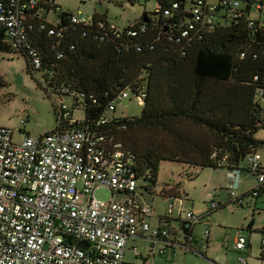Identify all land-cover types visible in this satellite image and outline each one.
<instances>
[{
  "label": "trees",
  "instance_id": "trees-1",
  "mask_svg": "<svg viewBox=\"0 0 264 264\" xmlns=\"http://www.w3.org/2000/svg\"><path fill=\"white\" fill-rule=\"evenodd\" d=\"M172 1L178 9L165 14ZM201 1L196 19L195 0H154V11H144L118 35L110 31L106 13L94 11L88 25L70 24L74 13L64 10L56 11V25L36 15L28 21L29 43L40 59L36 74L27 51L0 41V52L23 56L28 74L41 87L37 78L42 80L47 96L71 97L69 109L83 112L82 119L63 121L59 130L86 128L120 142L148 189L156 186L163 161L239 169L245 157L264 149L256 137L264 127V19L251 16L254 0H240V9L219 3L215 14ZM55 7L54 2L46 10ZM209 16L214 23L206 21ZM54 26L64 30L49 35ZM7 85L0 75V90ZM122 92L127 98L143 95L139 116L114 114ZM254 191L240 194L241 200Z\"/></svg>",
  "mask_w": 264,
  "mask_h": 264
},
{
  "label": "built area",
  "instance_id": "built-area-1",
  "mask_svg": "<svg viewBox=\"0 0 264 264\" xmlns=\"http://www.w3.org/2000/svg\"><path fill=\"white\" fill-rule=\"evenodd\" d=\"M226 1L232 8H243L240 0H207L204 6L215 14L218 4L224 5ZM195 2L192 13L198 19L203 3L201 0ZM53 3L54 0H0V41L8 42L12 49L27 51L32 74L38 73L40 59L29 43L31 25L28 21L43 13L56 25V11L62 9L58 6L47 11L46 6ZM177 9L178 3L172 1L164 13L170 14ZM50 13L54 14L53 18ZM251 16L264 19V0H254ZM90 19L74 13L70 16V24L88 25ZM206 21L212 24L214 17L209 16ZM109 29L114 35L120 30L114 24ZM63 30L54 26L48 34L59 35ZM37 79L45 87L42 80ZM63 90L68 92V88ZM142 96L136 98L141 104ZM127 97V92L117 95L119 101ZM112 106L108 110H112ZM69 108L55 102L57 130L41 136L22 134L16 141L12 129L0 126V264H126L124 256L130 238H146L152 243L162 240L202 256L207 244L202 243L199 251L193 250L194 230L219 210V202L211 200L203 215L191 210L179 212L177 219L182 240L180 243L168 241L170 229L162 225L153 227L145 220L152 209L143 202L141 194L151 195L152 189L145 183L140 185L141 177L134 171L136 163L122 144L86 128L58 129L63 121L74 124L79 120ZM104 122L102 119L96 125ZM261 158L256 152L244 158L246 167L257 180L255 191L250 194L253 198L258 192L259 196L264 195ZM99 188L110 192L109 200L95 197ZM233 188L234 181L230 178L226 188L229 199L232 205L242 206L245 200L243 202ZM171 199L167 213L159 217L161 221L175 218L172 210L177 200ZM208 234L207 229L204 236ZM79 242L85 248L79 247ZM261 244L264 246V236ZM232 247L241 254L239 263L245 264L242 254L248 249V241L240 232L235 235ZM133 252L137 254L135 249ZM158 253L163 254L164 250L161 248Z\"/></svg>",
  "mask_w": 264,
  "mask_h": 264
},
{
  "label": "rangeland",
  "instance_id": "rangeland-1",
  "mask_svg": "<svg viewBox=\"0 0 264 264\" xmlns=\"http://www.w3.org/2000/svg\"><path fill=\"white\" fill-rule=\"evenodd\" d=\"M54 2L62 10L75 13V15L86 19H89L94 11L101 14L106 13L108 21L119 28H125L133 23L144 11H154L156 9L154 0H133L132 2L129 0H54ZM50 14L53 18L54 14ZM0 75L8 82V85L0 90V126L12 129L15 132L14 140L16 141L21 138L24 132L30 136H41L51 132L56 127L55 102L57 105L64 103L67 107H70L73 103L71 97L47 96L43 88L28 74L25 60L20 54L0 52ZM59 99L63 100L60 101ZM260 104L263 109L261 113L264 124V99L261 100ZM115 107L114 114L119 117L123 115H134L136 117L140 115L142 104L135 97H130L118 101ZM72 115L76 119L83 118V112L80 110H74ZM256 137L264 141V127L256 132ZM259 151L264 154V149ZM242 164L245 163L242 161ZM211 172H214L211 168H195V166L192 167L179 162L163 161L160 163L157 184L153 189L159 192L162 187L167 189L171 188L172 185H178L179 189H184L190 193V197L194 202V211L201 212L205 206L208 207L209 199L207 200L208 196L205 195L207 188L211 187L210 189H212L214 184L219 183L220 174L213 175ZM251 181L252 179L248 178L239 186L242 189H247ZM140 185H144V182L141 181ZM226 186H228V181ZM224 192V190L217 189L216 193L219 196L215 194L214 200L217 201L222 198L221 194H224ZM152 195L155 203H161L164 206L165 200L158 195ZM95 197L101 199V201H107L110 199V192L99 188L95 191ZM151 199L149 197L148 204H150ZM258 206L259 211H256V215H264V195L258 199ZM161 210L163 209L161 208ZM227 216H231L230 212L221 209L209 217V223L216 226L215 223L224 221ZM221 226L224 227L227 233L233 235L235 230H229L224 224H221ZM186 254V257L176 264H203V260L209 264L208 262L213 263L211 260L212 255L223 256L227 263L237 264L229 258L232 253L224 254L220 246L212 240L207 250L206 259L190 253V251H187ZM259 259V257H255L249 264H263ZM215 264L217 263L215 262ZM224 264L226 263L224 262Z\"/></svg>",
  "mask_w": 264,
  "mask_h": 264
},
{
  "label": "crops",
  "instance_id": "crops-1",
  "mask_svg": "<svg viewBox=\"0 0 264 264\" xmlns=\"http://www.w3.org/2000/svg\"><path fill=\"white\" fill-rule=\"evenodd\" d=\"M208 1L211 2V0ZM256 152L262 156L261 162L264 165V154L260 153L259 149ZM239 167L242 169H213L214 172H211L213 175H217L218 173L220 174L219 183L214 184L212 186V189H210L211 187L207 188L205 195L208 196V198L206 199H209L207 203L208 207L205 206V208H203L201 212L194 211V202L190 197V193L184 189H179L178 185H172L170 186L171 188L167 189H164V187H162L159 192L154 189V195H158L161 199L165 200L164 206L161 203H155V200H153V195H148V193L146 192L142 193L141 197L143 199V202L152 209V214L148 217H145V220L153 227L162 225V227L170 229L172 233L170 234L168 241H177L178 243H180L182 238L180 236V222L177 219L179 216V212L191 210L197 215H203L209 209V203L211 202V199L213 198L212 200H214V196L215 194H217V189L224 190V194H221L222 198H219L217 200V202H219L220 204L219 210L225 209L230 212L231 216H227L224 221L215 223L216 226H213L212 223H209V219H205V221H202L199 225H197L193 234V250L199 251L202 243L206 242L207 248L202 253V258L206 259L207 250L212 240L215 244L220 246L224 254L232 253L229 255L230 260L234 261V263L241 264L238 261L239 255L241 254L234 250L232 247L235 235L240 232V234L247 237L250 245L247 251L242 254L246 258L245 264H249L255 259V257H259V260L264 264V246L261 244V239L264 236V215H256V211H259L258 199L261 198L262 195L258 198L247 196V198L244 199L245 202L244 204H242V206H234L232 204H229L230 199L228 191L226 189L228 186L226 185L227 181H229L230 178L234 181V191L236 194H246L256 186L257 180L253 172L245 170L246 165L242 164V162L240 163ZM248 178L252 179L250 186L247 189H242L239 184L246 181ZM217 196H219V194H217ZM149 197L152 198L151 201H149L150 204L147 203ZM171 198H176L177 200V204L173 206L172 210V214L175 218L170 221H161L159 217L164 216L167 213V205L172 201ZM161 208L163 210H161ZM221 224H224V226L229 230H235L233 235L231 233H227V231L223 226H221ZM249 224H251V226L249 227V231H246L245 229L247 228V226H249ZM207 229L209 230V234L207 236H204ZM161 248L164 250L163 254L158 253V250ZM134 249L137 254H134ZM186 253V250L177 248L173 245H168L162 240L158 241L157 243H152L151 240L146 238H130L127 242L124 258L126 264H176L186 257ZM190 253L195 254L193 251H190ZM212 256L213 257L211 258V260L213 261V263L208 262L209 264H215V262L217 264H224V262L226 264H229L223 256ZM203 264L207 263H205V261L203 260Z\"/></svg>",
  "mask_w": 264,
  "mask_h": 264
},
{
  "label": "water",
  "instance_id": "water-1",
  "mask_svg": "<svg viewBox=\"0 0 264 264\" xmlns=\"http://www.w3.org/2000/svg\"><path fill=\"white\" fill-rule=\"evenodd\" d=\"M78 245H79V247H81V248H85V247H84V244H83L82 242H79Z\"/></svg>",
  "mask_w": 264,
  "mask_h": 264
},
{
  "label": "clouds",
  "instance_id": "clouds-1",
  "mask_svg": "<svg viewBox=\"0 0 264 264\" xmlns=\"http://www.w3.org/2000/svg\"><path fill=\"white\" fill-rule=\"evenodd\" d=\"M154 188V187H153ZM152 188V192H151V195L154 194V189Z\"/></svg>",
  "mask_w": 264,
  "mask_h": 264
}]
</instances>
